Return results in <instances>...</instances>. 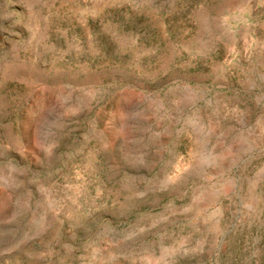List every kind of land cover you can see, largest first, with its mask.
Masks as SVG:
<instances>
[{"label": "rangeland", "instance_id": "obj_1", "mask_svg": "<svg viewBox=\"0 0 264 264\" xmlns=\"http://www.w3.org/2000/svg\"><path fill=\"white\" fill-rule=\"evenodd\" d=\"M0 264H264V0H0Z\"/></svg>", "mask_w": 264, "mask_h": 264}]
</instances>
